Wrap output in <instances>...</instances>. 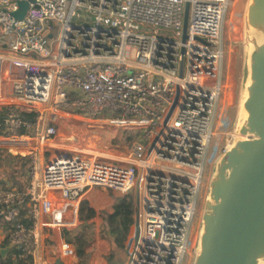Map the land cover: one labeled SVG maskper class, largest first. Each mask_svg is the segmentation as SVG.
I'll return each instance as SVG.
<instances>
[{
	"label": "built area",
	"instance_id": "1",
	"mask_svg": "<svg viewBox=\"0 0 264 264\" xmlns=\"http://www.w3.org/2000/svg\"><path fill=\"white\" fill-rule=\"evenodd\" d=\"M22 1L27 11L15 20ZM236 1L0 0V145L23 146L30 160L23 193L0 189V220L32 264H45L33 249L36 226L74 230L90 188L118 198L138 189L139 235L126 264H183L222 92L224 23ZM62 116L112 122L136 138L122 157L54 148ZM43 144L54 150L46 160ZM74 254L63 241L59 255Z\"/></svg>",
	"mask_w": 264,
	"mask_h": 264
},
{
	"label": "water",
	"instance_id": "2",
	"mask_svg": "<svg viewBox=\"0 0 264 264\" xmlns=\"http://www.w3.org/2000/svg\"><path fill=\"white\" fill-rule=\"evenodd\" d=\"M17 7L13 17L22 20L28 2H18ZM188 12L186 2L183 41ZM245 25L248 78L241 100L243 114L235 129L239 138L223 153L210 180L193 264H264V0L248 1ZM134 226L137 229L136 213ZM12 248V244L1 248V257ZM53 264L64 263L55 256Z\"/></svg>",
	"mask_w": 264,
	"mask_h": 264
},
{
	"label": "rangeland",
	"instance_id": "3",
	"mask_svg": "<svg viewBox=\"0 0 264 264\" xmlns=\"http://www.w3.org/2000/svg\"><path fill=\"white\" fill-rule=\"evenodd\" d=\"M248 1L249 0H237L233 9H231L226 15L224 23L223 32L226 53L220 77L222 92L216 111L213 143L211 150L209 151L202 186L199 193L196 208V222L193 227L189 253L183 264H193L195 259L200 220L204 210L205 201L208 198L209 183L215 172L216 164L225 152L224 150L229 148L233 139L239 138L235 134V129L243 114L241 111V100L245 94V85L248 78V45L245 42L247 34L245 14ZM57 127L58 132L54 139V148H89L106 157L125 156L130 149L131 143L136 138L135 132L124 130L112 122L89 121L80 119L76 116H62ZM29 146L34 147L32 144H29ZM49 147L50 144H43L41 147L43 160H46L49 155L47 153L49 149L50 152L54 151L52 150L53 147L52 149ZM17 151L19 152V150L13 147L0 145V157H2V159L4 158V162L3 160H0V180L4 183L0 185V187L5 186L10 189H16L15 187L12 188V182L9 179V176H11V173L13 172V165L10 160H12V157L19 155ZM20 152L24 154L25 150H21ZM25 157L28 156L25 155ZM96 191L98 192L100 189H97ZM131 195H133L130 197L132 198L135 206V192H132ZM85 199L86 197H83L81 203L86 202L89 205ZM104 213L105 212H100L99 217L102 218V214ZM80 222L81 220L79 218V223ZM81 225H78V227L74 230H71L68 237L61 234L62 241H60V245L61 242L67 241L66 239L72 240L76 237V235L81 236L82 234L84 235V240H91V244L99 240L101 243L100 247L104 245L105 258L109 263H112L119 257H123L124 250H117L108 236H104L103 224L96 228L94 225H90L88 230L85 232L82 231ZM5 234L6 231L0 225V244L5 237ZM130 234L132 235L131 238H133L134 241H137L139 227H137V229L135 226L132 227ZM69 245L76 252V248L72 244ZM57 256L63 262V257L61 255ZM51 260L53 263L54 258L51 257Z\"/></svg>",
	"mask_w": 264,
	"mask_h": 264
},
{
	"label": "trees",
	"instance_id": "4",
	"mask_svg": "<svg viewBox=\"0 0 264 264\" xmlns=\"http://www.w3.org/2000/svg\"><path fill=\"white\" fill-rule=\"evenodd\" d=\"M4 118V111L0 113V123ZM12 168L13 172L9 179L12 182V188H16L15 190L19 193H23L26 188L29 186V178H28V168H29V159L28 157L16 156L12 157ZM0 160H3L0 157ZM4 184L0 180V185ZM0 189H7L5 186H1ZM134 203L130 196L117 198L112 206L111 213L102 214V224H103V234L104 236H108L111 240L113 246L117 250H124L128 243V238L131 232V228L134 225ZM95 217V212L92 209L88 208V204L86 202H82L79 208V218L81 221H89ZM21 223L27 227L32 228L33 222L25 217V212L22 211L20 214ZM0 225L6 231L5 237L2 240L0 247H6L10 244L9 235L12 232V229L9 224H6L0 220ZM81 229L83 232L87 230L84 224L81 225ZM65 236L68 237L69 232L64 231ZM84 235L81 236L76 235L74 239L64 241L66 243L72 244L76 248V253L78 256H82L84 249L91 243V240H84ZM31 249V247L29 248ZM0 264H32V258L28 254V249L23 247H13L5 257H1L0 255Z\"/></svg>",
	"mask_w": 264,
	"mask_h": 264
},
{
	"label": "crops",
	"instance_id": "5",
	"mask_svg": "<svg viewBox=\"0 0 264 264\" xmlns=\"http://www.w3.org/2000/svg\"><path fill=\"white\" fill-rule=\"evenodd\" d=\"M31 143H33L32 145L34 146L36 145L35 142L31 141L29 144ZM15 148L19 150L18 153H20L21 154L20 156H22V153L20 151L24 150V147L20 146V147H15ZM29 167H30V162H29ZM28 178H29V185H30L29 168H28ZM96 190H97L96 188H90L86 191L85 196H84L86 197L85 200L89 203L88 208L94 210L95 212V217L93 219L89 221H81L79 223V225L83 223L84 226L87 228V230L90 225H94L96 228L102 224V220L99 217L100 212H105L108 214L111 213L112 206L117 197V195L115 193H112L111 191L100 189V191L102 192L100 191L97 192ZM108 194L110 195V197ZM64 231L65 230L51 231L43 227L41 223H39L36 226L33 249H35V251L38 253L39 259L44 261L45 264H53L51 257L54 258L55 256L59 255L60 241H62L61 234H64ZM67 232H70V231H67ZM131 236L132 235L130 234L126 248L123 251V257L117 258L112 263H109L107 259L105 258V254H104L105 247L104 245L100 247L101 243L99 242V240L93 242V244L90 243L91 245L89 244L84 249L82 256H78L77 253L74 251L75 253L74 256L72 258H63L64 259L63 263L64 264H126V249H127L129 242L132 239Z\"/></svg>",
	"mask_w": 264,
	"mask_h": 264
},
{
	"label": "bare ground",
	"instance_id": "6",
	"mask_svg": "<svg viewBox=\"0 0 264 264\" xmlns=\"http://www.w3.org/2000/svg\"><path fill=\"white\" fill-rule=\"evenodd\" d=\"M34 146V145H33Z\"/></svg>",
	"mask_w": 264,
	"mask_h": 264
}]
</instances>
